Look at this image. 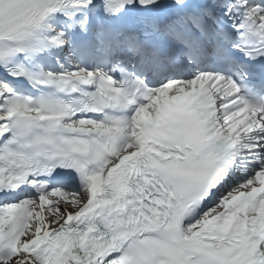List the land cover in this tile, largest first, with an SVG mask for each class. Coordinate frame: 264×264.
<instances>
[{"label":"snow or ice","instance_id":"6c2138e0","mask_svg":"<svg viewBox=\"0 0 264 264\" xmlns=\"http://www.w3.org/2000/svg\"><path fill=\"white\" fill-rule=\"evenodd\" d=\"M0 264H264V0H0Z\"/></svg>","mask_w":264,"mask_h":264}]
</instances>
